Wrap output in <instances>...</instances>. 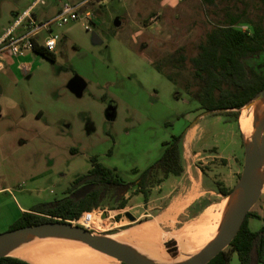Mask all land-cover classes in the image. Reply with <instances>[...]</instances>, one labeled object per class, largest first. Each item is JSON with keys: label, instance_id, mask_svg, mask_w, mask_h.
I'll return each mask as SVG.
<instances>
[{"label": "rangeland", "instance_id": "374dc122", "mask_svg": "<svg viewBox=\"0 0 264 264\" xmlns=\"http://www.w3.org/2000/svg\"><path fill=\"white\" fill-rule=\"evenodd\" d=\"M34 1L0 0V35L12 24V12L21 15ZM80 1L44 0L33 12L38 18L52 16L62 3ZM85 9L91 13L90 22L84 21L88 30L81 21L53 26L60 37L54 62L36 55L28 59V74L8 62L0 72V233L19 218L20 208L28 211L63 198L71 183L88 172L92 157L123 180L134 181L135 171L153 165L163 143L182 135L202 112L182 89L183 84L190 89L184 79L191 73L180 56L197 53L213 19L221 18L213 10L220 9L208 8L202 0H89ZM21 31L19 27L15 34ZM92 32L100 44L92 43ZM256 63L264 69V54ZM154 65L172 74L178 85ZM75 75L87 82L80 98L66 88ZM215 117L199 123L195 149L183 154L182 148L185 173L152 184L146 199L131 187L123 209L107 195L101 204L105 216L89 231L113 237L151 221L160 234L171 235L201 223L211 212L215 216L200 228L218 227L226 205L214 189L236 187L244 166V134L239 117L222 115L225 122H208ZM194 150L199 154L194 156ZM251 211L264 217V188ZM262 224L249 219L252 231ZM229 264H240L236 253Z\"/></svg>", "mask_w": 264, "mask_h": 264}, {"label": "trees", "instance_id": "16d2710c", "mask_svg": "<svg viewBox=\"0 0 264 264\" xmlns=\"http://www.w3.org/2000/svg\"><path fill=\"white\" fill-rule=\"evenodd\" d=\"M202 2L208 8L220 9L213 10L212 14L218 16L221 13V18L213 19L211 29L198 45L194 56L188 59L180 56V59L189 62L191 73L190 79H184L185 82H190V89L189 84H183L182 89L204 112L237 119L241 109L264 89V69L258 68L256 63L258 57L264 54V0ZM219 2L224 4L221 8L218 7ZM208 15L211 16V10ZM241 25L247 28L242 29ZM33 51L45 60L55 61L56 55L48 52L38 39H34ZM154 68L172 84L178 85L179 81L172 74L160 66L154 65ZM182 139L183 134L172 136L169 141L164 142L160 158L143 172L135 171L138 177L130 182L123 180L115 169L105 167L96 157H92L88 172L71 183L63 198L22 212L9 230L51 221L72 222L83 212L100 208L107 195L115 198L117 207L123 209L126 206L124 195L131 187H137L146 199V190L152 184L183 174ZM89 184L93 187L87 195L80 199L72 197L76 190ZM214 191L225 195L231 190L223 185H216ZM250 218L261 220L262 226L252 231L249 228ZM234 253L240 264H264V217L248 212L229 246L207 264H229ZM0 264L30 263L6 256L0 258Z\"/></svg>", "mask_w": 264, "mask_h": 264}, {"label": "water", "instance_id": "95a60500", "mask_svg": "<svg viewBox=\"0 0 264 264\" xmlns=\"http://www.w3.org/2000/svg\"><path fill=\"white\" fill-rule=\"evenodd\" d=\"M115 27L120 25L118 18L114 19ZM93 44H100L101 39L92 32ZM87 83L78 75L73 76L67 83L66 88L77 98L85 91ZM254 105L258 111L257 121L253 127L249 141L243 140L244 166L239 181L234 189L228 194L221 195L224 199L233 201V208L222 222L212 242L202 252L191 259L177 264H207L211 259L226 249L239 232L248 212L251 211L264 188V89L244 107L251 108ZM243 107V108H244ZM212 114V112H204ZM93 185H85L76 190L72 197L80 199L87 195ZM126 217L135 221L129 213ZM65 237L75 239L94 249H97L117 259L121 264H153L138 256L133 251L120 243L91 233L88 229L75 225L72 222L51 221L36 225L8 230L0 233V258L8 255L19 244L35 239Z\"/></svg>", "mask_w": 264, "mask_h": 264}, {"label": "bare ground", "instance_id": "6f19581e", "mask_svg": "<svg viewBox=\"0 0 264 264\" xmlns=\"http://www.w3.org/2000/svg\"><path fill=\"white\" fill-rule=\"evenodd\" d=\"M257 117L258 111L254 105L241 113L239 125L245 141L250 140ZM225 205L224 213L222 212L216 221H219L218 227L212 224L213 226L204 230L200 228L215 216L211 212L201 223H194L189 228L171 235L160 234L154 227L156 222L149 221L138 228L122 230L115 236L109 235L107 238L122 244L153 264L182 263L202 252L212 242L222 222L232 210L233 201L225 199ZM38 241L31 240L19 244L9 251L8 255L23 259L30 264H119L114 257L75 239L50 237Z\"/></svg>", "mask_w": 264, "mask_h": 264}, {"label": "built area", "instance_id": "2783aa9c", "mask_svg": "<svg viewBox=\"0 0 264 264\" xmlns=\"http://www.w3.org/2000/svg\"><path fill=\"white\" fill-rule=\"evenodd\" d=\"M100 1L106 2V0ZM88 2L77 4L64 2L60 5L55 16L38 22L33 17L32 11L39 4L44 5V0H36L15 21L14 25L4 33L0 40V72L5 69L7 57L21 58L28 53L34 52V39H38L48 52L55 54L60 37L54 33L53 26L62 27L69 22L81 21L85 30H88L89 27L84 22H90L91 19L90 11L85 9ZM19 27L22 31L19 34H15ZM42 33L44 34L43 38L41 37ZM104 212L101 207L89 212H83L72 223L89 230L94 228L93 224H97V220L100 221L105 216Z\"/></svg>", "mask_w": 264, "mask_h": 264}, {"label": "crops", "instance_id": "0c3cea01", "mask_svg": "<svg viewBox=\"0 0 264 264\" xmlns=\"http://www.w3.org/2000/svg\"><path fill=\"white\" fill-rule=\"evenodd\" d=\"M36 1V0H35ZM34 1V2H35ZM89 0H81L80 2H78V3H83V2H88ZM34 2H32L30 5H28L24 10H23V12H22V14L26 11V10H28L29 9V7L34 3ZM100 3V2H99ZM106 3V2H105ZM44 4H45V2H44ZM58 9H59V7H57L56 8V10H55V12H54V14H56V12L58 11ZM17 12H12V19H14L13 20V22H12V24L8 27V28H6L4 31H3V33L0 35V40L2 39V37H3V35H4V33L9 29V28H11L13 25H14V23H15V21L22 15H18V14H16ZM32 14H33V16H34V18L36 19V21H38V22H40V21H43V20H46V19H49L50 17L52 18V16L54 15H52V16H47V14L45 15V16H43V18H38V16L32 11ZM37 54H35L34 52H31V53H28V54H26L24 57H21V58H11L10 56L9 57H7L6 58V62H8V65L10 64V66L11 67H15L17 70H20V71H23L24 72V74H28V71H29V69H30V61L28 60V59H30V58H32L33 56H36ZM55 55H56V53H55ZM38 56V55H37ZM87 83V82H86ZM86 88H87V86H86ZM85 88V89H86ZM198 106H199V104H198ZM199 111V110H198ZM198 111H196V112H198ZM200 111H202L201 113H198V115H197V117H196V121H194L191 125H189L184 131H183V139H182V148H183V154H184V152L185 151H190V150H192V149H195L196 148V137H197V131H198V128H199V123L201 122V121H205V120H207L206 118H207V116H210V115H212V114H204V111L203 110H201L200 109ZM41 116H42V113H38L37 114V117L38 118H41ZM213 116V115H212ZM222 116H216L215 117V119H211L210 121H208V122H214V123H216V124H219L220 122H221V120L223 121V122H225L222 118H221ZM183 119V121L184 122H186V124L188 123L187 121H189L185 116L184 117H182ZM239 129H240V125H239ZM194 156H196V155H198L199 154V151L197 150H194ZM183 159H185V157H183ZM186 160V159H185ZM187 161V160H186ZM188 165V164H187ZM138 171V173H139V170H137ZM186 172V170H184V172L183 173H185ZM27 209L26 208H20V214L22 213V212H25Z\"/></svg>", "mask_w": 264, "mask_h": 264}]
</instances>
